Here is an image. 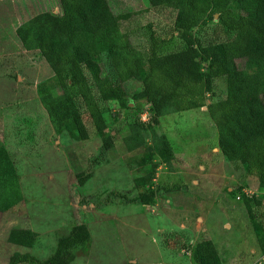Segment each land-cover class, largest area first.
Segmentation results:
<instances>
[{"label":"rangeland","instance_id":"1","mask_svg":"<svg viewBox=\"0 0 264 264\" xmlns=\"http://www.w3.org/2000/svg\"><path fill=\"white\" fill-rule=\"evenodd\" d=\"M108 1L118 39L144 58L155 41L164 68L203 104L184 111L167 105L154 120L140 75L123 82L125 99L96 93L104 129L84 112L87 138L58 128L43 99L71 92L21 33L37 15L60 13V1L0 0V264L18 253L45 260L82 223L89 237L70 249V264H194L185 251L202 238L215 242L223 264H264V186L223 155L208 112L210 102L229 95L225 78L208 88L207 62L198 63L197 48L174 30L175 8ZM217 16L207 34L222 38ZM106 54L97 60L114 77ZM165 139L172 159L162 152ZM22 230L32 242L18 239Z\"/></svg>","mask_w":264,"mask_h":264},{"label":"trees","instance_id":"2","mask_svg":"<svg viewBox=\"0 0 264 264\" xmlns=\"http://www.w3.org/2000/svg\"><path fill=\"white\" fill-rule=\"evenodd\" d=\"M61 12H43L25 25L21 37L27 48L37 47L47 60L59 85L69 89L63 97L43 99L58 128L68 125L80 138L88 137L82 113L94 127L105 128L96 93L103 100L127 97L123 82L142 75L146 101L157 120L163 107L179 111L201 106L202 96L185 89L181 81L164 68L152 45L148 58L118 39L120 22L108 0H59ZM176 9L174 30L190 48H197L198 63L207 62L204 75L208 88L216 77H224L229 95L208 104L218 132L223 155L242 166L246 176H255L264 186V0H159ZM217 14L216 26L223 37L207 34V21ZM200 25L199 32L194 27ZM33 38V40L31 39ZM107 50L112 77L97 58ZM194 73H199L194 69ZM112 141L104 143L109 149ZM163 154L174 158L168 140ZM174 185L168 191L178 190ZM255 202L260 203L255 198ZM85 224L72 228L58 240L54 253L45 260L29 254H13L1 264H70V249L85 241ZM18 239L33 241L28 230ZM194 264H223L215 242L202 238L193 244Z\"/></svg>","mask_w":264,"mask_h":264},{"label":"built area","instance_id":"3","mask_svg":"<svg viewBox=\"0 0 264 264\" xmlns=\"http://www.w3.org/2000/svg\"><path fill=\"white\" fill-rule=\"evenodd\" d=\"M192 247H193V245L191 246V247H187V250L185 251V253L188 255H191L192 254Z\"/></svg>","mask_w":264,"mask_h":264}]
</instances>
